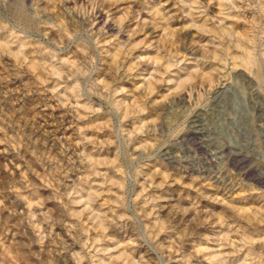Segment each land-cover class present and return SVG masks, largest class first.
Returning <instances> with one entry per match:
<instances>
[{"label": "rangeland", "instance_id": "374dc122", "mask_svg": "<svg viewBox=\"0 0 264 264\" xmlns=\"http://www.w3.org/2000/svg\"><path fill=\"white\" fill-rule=\"evenodd\" d=\"M0 264H264V0H0Z\"/></svg>", "mask_w": 264, "mask_h": 264}]
</instances>
